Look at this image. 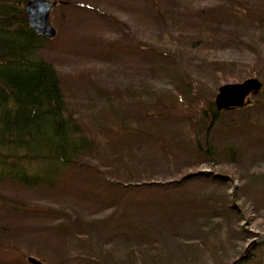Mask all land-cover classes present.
Listing matches in <instances>:
<instances>
[{"label":"rangeland","instance_id":"1","mask_svg":"<svg viewBox=\"0 0 264 264\" xmlns=\"http://www.w3.org/2000/svg\"><path fill=\"white\" fill-rule=\"evenodd\" d=\"M85 3L91 8L75 10L65 21L62 5L57 7L53 15L61 24L64 21L59 34L51 15L56 6L52 9L50 21L56 36L51 39L50 48L42 52L44 60L65 76V84L68 82L70 88L75 89L76 86L68 74L78 73L89 66L94 68L91 79L99 81L105 88L127 90L121 100L137 97L148 104H157L159 95L161 100H166L168 90L177 92L175 88L179 80H183L181 70H184L191 78L203 79L205 94L211 95L209 89L214 87L210 82L212 78L197 68L199 62L190 61V56L172 59L158 52L164 50L160 44L155 46L153 39L159 35L162 25L156 13L147 8L143 0H86ZM231 30H234L233 27L228 26L223 32ZM239 52L238 49L228 48L220 51L218 56L225 61L237 59ZM224 84L227 83L220 82L218 87ZM147 88L152 95L147 94ZM262 88L257 96L250 97V107L223 112L221 124L209 132L207 139L215 168L208 167L206 160L197 154L190 155L193 131L184 116L197 119L198 115L197 109L187 105L161 124L160 130L165 131L162 136L157 125L147 123L150 137L144 135L140 140L142 143L134 146L118 141L117 137L124 132L119 122L103 115L106 117L105 125L109 127L96 131L97 140L104 141L105 137L115 146L117 143L115 149L128 165L123 169L107 168L103 171L109 181L123 184H103L97 199L79 198L84 197L78 192L90 185L84 177L87 174L85 171L90 170L86 167L82 169L78 164L69 167L60 176L67 183L63 184L61 180V190L53 193L45 188L35 189L36 186L25 188L9 182L0 184V198L3 196L17 204L22 203L24 208L13 213L0 202V264H31L28 256L38 259L41 264H79L81 258L73 256L82 248L83 242L76 237L73 228L75 231L78 229L73 222H78V231L85 233L83 221L92 219L96 212L104 209L109 199L116 203L117 209L113 219L99 225L103 234L109 236L106 251L102 249L98 255L104 264H131L129 260L126 263L124 257L135 256L140 248L147 250L144 255L146 262L142 264H231L239 256L244 258L248 254V262L240 264H264ZM76 93L82 96V111L90 112L105 106L112 97L102 91L98 94H88L84 90ZM257 102L260 107L253 108ZM155 136L161 139H157L158 143L165 146L171 168L162 157L153 138ZM199 136V141L203 143V133ZM230 148L238 149L235 156L231 155ZM131 149H135L132 156ZM100 151L95 163L103 170V163L108 155L111 156L105 149ZM35 167L37 164L31 163L29 169L32 171ZM213 169L242 178L241 193L245 208L240 219L227 209L228 198L223 184L199 176L181 178L189 170ZM237 184L238 180L234 178L233 185ZM229 192H233L231 186ZM235 203L243 206L241 200ZM50 207L60 208L58 211L68 207L69 210H63L55 222V218L45 214L44 209ZM245 212L253 218L248 224ZM57 224L65 231L59 230ZM238 224L249 232L237 229ZM143 229L147 230V242L138 237ZM105 235L101 236L102 240ZM96 243L94 239L90 241L91 246H96ZM254 249L258 257L251 258Z\"/></svg>","mask_w":264,"mask_h":264},{"label":"trees","instance_id":"2","mask_svg":"<svg viewBox=\"0 0 264 264\" xmlns=\"http://www.w3.org/2000/svg\"><path fill=\"white\" fill-rule=\"evenodd\" d=\"M52 1L57 4L51 15L62 5L64 21L75 10L91 8L85 3L86 0ZM143 1L147 8L156 13L162 25L159 35L153 40L155 46L160 44L164 51H157L167 58L190 56L192 57L190 61L199 62L197 68L205 72L208 78H212L210 82L214 87L209 89L212 91V93L209 91L210 96L205 94L206 90L201 82L203 79L191 78L184 70H181L183 80L180 79L179 85L175 88L177 92L168 90L166 100H161L159 95L157 104H148L137 97L121 100L127 90L105 88L99 81L91 79L94 68L89 66L82 68L78 73L68 74V77L73 79L76 90L70 88L68 82L65 84V76L42 57V52L50 48L51 40L36 35L25 22L23 10L28 0H0V184L9 182L25 188L36 186L35 189L45 188L49 193H53L61 190V180L63 184L67 183V180L63 181L60 176L68 171L69 167L78 164L80 168L86 167V170H90L85 171L87 174L84 175L90 185L78 192L84 198L76 197L97 199L103 184L120 186L123 184L109 181L103 171L107 168L123 169L128 165L123 155L117 153L115 149L117 143L115 146V143L105 137L104 141L97 140L96 131L101 132L102 129L109 127L105 125L106 117L103 115L111 116L123 129V135L118 136L117 140L134 146L142 143L140 140L144 135L150 137L151 132L147 129V123L157 125L160 130L165 120L187 105L191 109H197L198 115V121L190 115L184 116L186 124L193 131L190 138L193 143L190 155L197 154L206 160L208 167H216H213L214 160L207 136L213 127L221 124L223 112L243 108L218 111L212 98L215 89L220 82L238 83L244 79L255 78L261 82L263 86L261 92L264 93V0ZM52 21L59 34L64 21L61 24L55 15L52 16ZM228 26L234 30L223 32ZM228 48L240 50L237 59L225 61L219 58V52ZM205 84L209 85L207 81ZM83 90L88 94L107 92L112 97L99 110L82 111L80 102L82 96L76 91ZM149 90L150 88H147V94L152 93ZM259 107L258 102L253 105V108ZM160 132L162 136L165 131ZM200 133L204 135L203 143L199 141ZM153 138L158 143L159 137ZM158 147L171 168L165 146L158 143ZM104 149L110 152L111 157L107 156L102 170L97 167L95 161L99 158L97 154ZM237 152L238 149L230 148L231 155L235 156ZM134 153L135 149H131L130 156ZM31 163L37 164L32 171L29 169ZM198 176L225 186L227 209L240 219L245 208L241 193L244 184L242 178L228 175L227 171L218 173L216 169L189 170L181 178ZM234 178L238 180L237 185H233ZM230 186L233 192L228 193ZM1 197L0 202L13 213L24 210L22 203L17 204L16 201ZM239 200L243 202V206L236 205L235 201ZM107 203L108 205L96 212L92 219L83 221L82 229L86 231L85 233L78 231V222H73L78 229L75 231L72 227L76 237L83 242L82 248L74 254L75 256L72 255L73 258H81L78 260L79 264H104L98 255L99 251L106 249L109 236L103 234L99 225L113 219L117 209L116 203L111 199ZM58 209L60 208L50 207L44 210L47 216L55 218L57 222L61 213L68 211L69 208L63 209L64 211ZM214 218L216 219V215ZM251 220L252 216L247 214L246 224ZM114 228L117 230L118 226L115 225ZM236 228L244 233L249 232L239 224ZM59 230L65 231L64 228ZM68 231L73 234V231ZM104 235L105 239L102 240L101 236ZM125 236L129 238V235ZM138 237L147 242V230H141ZM93 239L98 242L96 246L90 244ZM146 253V249L140 248L135 256L124 257L125 262L142 264L146 262L144 259ZM103 254L106 255L105 252ZM251 254V258L258 257L256 249L252 250ZM141 255L142 260H139ZM248 259L249 254L234 264L246 263Z\"/></svg>","mask_w":264,"mask_h":264},{"label":"water","instance_id":"3","mask_svg":"<svg viewBox=\"0 0 264 264\" xmlns=\"http://www.w3.org/2000/svg\"><path fill=\"white\" fill-rule=\"evenodd\" d=\"M56 4L49 0H28L25 4L23 10L25 22L36 35L48 40L56 36V30L50 21V13ZM261 87V82L255 78H249L239 83L224 84L217 90L214 105L218 111L241 109L250 105V97L257 96ZM242 258L243 255L239 256L231 264ZM27 260L31 264H41V261L31 256H28Z\"/></svg>","mask_w":264,"mask_h":264}]
</instances>
